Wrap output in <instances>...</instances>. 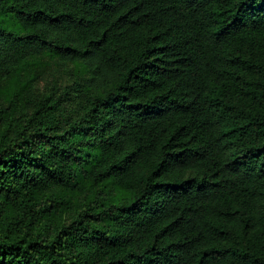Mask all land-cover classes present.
I'll list each match as a JSON object with an SVG mask.
<instances>
[{"label": "trees", "instance_id": "trees-1", "mask_svg": "<svg viewBox=\"0 0 264 264\" xmlns=\"http://www.w3.org/2000/svg\"><path fill=\"white\" fill-rule=\"evenodd\" d=\"M41 55L86 76L0 100V264H264V0H0Z\"/></svg>", "mask_w": 264, "mask_h": 264}, {"label": "rangeland", "instance_id": "rangeland-1", "mask_svg": "<svg viewBox=\"0 0 264 264\" xmlns=\"http://www.w3.org/2000/svg\"><path fill=\"white\" fill-rule=\"evenodd\" d=\"M84 76L86 70L80 63L65 62L52 55L37 56L31 58L15 78L0 77V100L6 105L5 100H11L21 107L30 98L43 96L53 87L62 91ZM71 97L79 100L80 92L73 89ZM91 192L93 191L89 193ZM72 199L77 201L79 199L82 203L83 196L74 194Z\"/></svg>", "mask_w": 264, "mask_h": 264}]
</instances>
